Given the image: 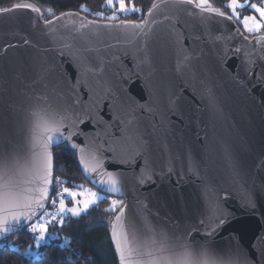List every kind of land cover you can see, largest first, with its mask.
Instances as JSON below:
<instances>
[{"label":"water","instance_id":"95a60500","mask_svg":"<svg viewBox=\"0 0 264 264\" xmlns=\"http://www.w3.org/2000/svg\"><path fill=\"white\" fill-rule=\"evenodd\" d=\"M16 3L53 21L45 25L25 9L0 14V87L13 105L5 130L24 150L22 202L39 186L44 129L58 126L47 111L55 121L67 117L62 131L78 133L76 158L97 167L93 176L107 181L111 173L121 188L108 196L129 210L127 264H142L137 252L154 250L153 240L167 249L158 256L184 245L211 257L239 245L241 264H264V79H257L264 77V33L248 35L235 19L201 15L176 0H152L137 20H100L73 9L44 18L34 1ZM69 12L75 15L62 16ZM123 21L147 23L141 30ZM242 63L253 75L245 78ZM34 111L46 122L39 128ZM77 161L86 180L106 191ZM145 166L154 183L142 176ZM218 219L226 221L222 228Z\"/></svg>","mask_w":264,"mask_h":264},{"label":"snow or ice","instance_id":"6c2138e0","mask_svg":"<svg viewBox=\"0 0 264 264\" xmlns=\"http://www.w3.org/2000/svg\"><path fill=\"white\" fill-rule=\"evenodd\" d=\"M178 4L191 6L194 10H198L199 14L207 13L209 17H219L223 21L231 22L233 19L241 20V11L244 9H251L255 13L259 14V19L256 15H245L242 17L243 27L249 33L259 32L264 30V6H260L256 3H251L250 0H229L226 5L230 9L232 15H226L225 12L211 5L209 0H176ZM119 5V13H132L139 14L142 12L141 8H137L134 4L132 7H127L125 0H106V5L113 9V15L107 17L109 20L117 18L115 6ZM82 9L87 10L85 5L80 6ZM158 5H153L148 10L151 15L153 9H156ZM31 10L36 14V19H41V22L45 25H50L53 21L42 20V15L38 7H34L28 3H16L12 7L0 8V14H9L16 12L17 10ZM75 13H62V16H71ZM102 16L103 13H97ZM59 19V18H57ZM251 22V23H250ZM147 22L141 24H134L133 22L123 21L122 25L131 24L137 29H143ZM83 26V25H82ZM237 35H240L239 30H236ZM245 39H247L245 37ZM260 40H264L261 37ZM25 44L30 42L27 38L24 39ZM9 47L19 45H8ZM239 49L232 51L231 56H236ZM231 57L228 55L227 50L221 54L222 65H227L228 59ZM188 57L185 56V61ZM243 70L245 78L253 75L251 68L244 67L243 63L240 65ZM234 78L240 76V71L233 70ZM3 69L0 68V79H2ZM257 79H264L262 76H257ZM5 93L2 87H0V239H7L11 234L16 231L27 230L33 237V245L37 249L48 243V238H55L57 233H49V226H59L61 229L65 226V217H82L89 213V210L98 207L99 203L108 198L110 193H121V188L117 187V181L112 178V174L108 173L109 179L107 181L103 179H96L93 173H97V167H88L85 164L83 157H78L82 170L88 174L90 180L94 184H99L102 189H106L102 194L92 191L91 189H84L83 185L76 186L78 191H73L67 187L55 188L57 184H63L64 182L59 177H54L53 172L55 168V156L50 151L53 147H60L61 144H66L72 154L75 156V150L77 145L72 143L74 135H78L69 130L68 135H65L62 131L63 120L67 117H61L59 121H55L54 115L45 111L50 120L57 123L58 126L54 128H45L43 142L41 144L42 152L38 159L39 168L42 174L38 176V184L30 197L26 198L22 202L20 184L18 177L25 167L23 162V147L16 144L10 135V132L5 130V126L8 123V117L6 112L10 116L13 112V105L10 101L4 98ZM31 116L36 118V127L39 128L42 124L46 123L43 118L39 116L38 112L30 113ZM50 133V134H47ZM31 167L33 161L26 162ZM98 167H102L99 166ZM142 176L148 180V182L154 183L152 180V170L145 166L142 172ZM139 184L144 185L145 179H139ZM55 191V195H53ZM70 200L72 207L67 206V201ZM248 207L255 210V201L249 199L247 201ZM49 208L52 210L50 211ZM103 211L107 213H118L115 216V220L112 222L111 241L118 253L121 264H127L128 253L130 249L128 247V233L125 231V218L127 215L128 207L123 205V201L112 199L110 206ZM135 213L136 209H132ZM23 222V224H22ZM203 223V222H201ZM226 221L224 219L217 220V227L222 228ZM129 229H134L135 225L131 222L128 224ZM215 233L205 234L206 238H210ZM65 243H68L65 238ZM151 245L154 250L138 251L137 255L142 258V264H241L239 257V245L235 247H219L215 250L214 256L204 250L195 251L188 246H181V251L178 253H172L168 256H158L156 253L166 251V247L161 244L156 246V242L151 241ZM145 249L149 245L143 246ZM45 250V254H46ZM25 255L29 257L37 256V253L27 252ZM248 264V262H245Z\"/></svg>","mask_w":264,"mask_h":264},{"label":"trees","instance_id":"16d2710c","mask_svg":"<svg viewBox=\"0 0 264 264\" xmlns=\"http://www.w3.org/2000/svg\"><path fill=\"white\" fill-rule=\"evenodd\" d=\"M20 0H0V8L9 7ZM41 8L43 17L49 18L65 10H79L86 15L100 19L109 20L107 15L113 13V9L106 5V0H31ZM229 0H209L212 6L220 7L230 14L226 3ZM152 0H125L126 6L133 4L142 9L141 14L117 12L118 4L115 6L118 19L137 20L142 17ZM85 5L87 10L80 6ZM97 13H103L102 16ZM238 23V22H237ZM240 26V25H239ZM241 27V26H240ZM264 33V32H263ZM55 177H59L64 183L55 185L56 189L61 187L73 188L76 185L93 187L84 177L76 155L66 144L54 148ZM100 191V190H97ZM101 192V191H100ZM103 193V192H102ZM55 195V191L52 193ZM112 199L118 198L108 196L102 200L98 207L89 210L82 217L65 218V226H49V230L56 231L58 237L53 238L40 249L37 257H29L26 251L33 244V237L27 230H22L10 239L0 243V264H118L110 240V227L114 214L103 211L110 206ZM123 201L122 199H120ZM124 202V201H123ZM67 238L68 243H65ZM108 247L103 246L105 244ZM45 250L46 254H45ZM108 252L106 256L105 253Z\"/></svg>","mask_w":264,"mask_h":264},{"label":"rangeland","instance_id":"374dc122","mask_svg":"<svg viewBox=\"0 0 264 264\" xmlns=\"http://www.w3.org/2000/svg\"><path fill=\"white\" fill-rule=\"evenodd\" d=\"M241 2H243V0H241ZM250 2H251V3H256V4L260 5V6H264V0H250ZM228 3H229V1L226 3V5H227ZM127 7L130 8V7H132V6H127ZM137 8H138V7H137ZM228 10H229L230 14L232 15L230 9H228ZM240 11H241V20H242V17L245 16V15H249V16H250V15H256L257 19H259V14H258V13H255V12L252 11L251 9H244V10H240ZM117 12H119V7L117 8ZM124 14H125V13H124ZM139 14H141V13H139ZM112 15H113V13L108 14L107 17H110V16H112ZM116 15H118V14H116ZM234 19H235V18H234ZM235 20H236V21L238 22V24L241 26V28L243 29V31H244L246 34H248V35H256V34H259V33H263V32H264V30H261V31H259V32L249 33V32H247L246 29L243 27V24H242L241 20H237V19H235ZM250 23H251V22H250ZM76 186H78V185H76ZM76 186H74L73 188H70V189H72L73 191L81 190V189H78ZM83 188H84V189H91V190L94 191V192H97V193L102 194V192L97 191V190L91 188L90 186H85V185H83ZM119 200H120V199H119ZM120 201H121V200H120ZM67 206H68V207H72V206H73L70 200L67 201ZM49 210L51 211L52 209L49 208ZM66 217H67V216H66ZM66 217H65V218H66ZM49 233H57V232H56V231H53V230H49ZM57 234H58V233H57ZM56 237H58V235H56L55 238H56ZM52 239H53L52 237H49V238H48V242H49L50 240H52ZM32 245H33V244H32ZM102 245L105 246V247H107L106 243H105V244H102ZM40 249H41V248L37 249V248H35L34 246H33V247H28L26 253L29 252V251H31V252L37 253V254H38L37 256H39V254H40ZM107 250H108V247H107ZM105 255H106V256L108 255V252H107V251H106ZM37 256H33V257H37Z\"/></svg>","mask_w":264,"mask_h":264}]
</instances>
